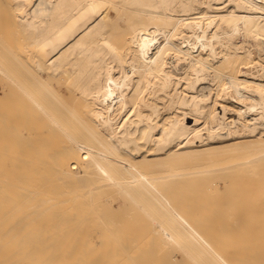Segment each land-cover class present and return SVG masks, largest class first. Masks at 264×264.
I'll use <instances>...</instances> for the list:
<instances>
[{"label": "bare ground", "instance_id": "bare-ground-1", "mask_svg": "<svg viewBox=\"0 0 264 264\" xmlns=\"http://www.w3.org/2000/svg\"><path fill=\"white\" fill-rule=\"evenodd\" d=\"M260 59L264 0H0V264H239L220 244L236 194L222 199L234 212L218 209L219 242L212 210L205 225L181 206L185 183L201 196L219 178L188 183L164 163L229 134L225 145L257 142L264 157V80L245 75L263 73ZM217 95L235 98V116ZM115 195L151 231L132 238L133 221L107 206ZM231 235L223 244L240 246Z\"/></svg>", "mask_w": 264, "mask_h": 264}, {"label": "rangeland", "instance_id": "rangeland-1", "mask_svg": "<svg viewBox=\"0 0 264 264\" xmlns=\"http://www.w3.org/2000/svg\"><path fill=\"white\" fill-rule=\"evenodd\" d=\"M251 41H252V44L250 45V47L254 50V54H255V59H258L259 58V56H256L257 55V53H258V50H257V46H256V44H254L253 42H254V39H252L251 38ZM261 61H259V63H261L262 65H260L259 67L261 68V66H263L264 65V59H260ZM257 63V62H256ZM249 64H254V61L252 62H250ZM259 65V64H258ZM246 66V65H245ZM243 69L245 68H247V66L246 67H242ZM261 71L260 72H262L263 71V73H264V67H262L261 69H260ZM260 74V76L258 75L257 77H256V79H255V76H253L252 74H250L249 73V75L248 74H245L247 77L249 76L250 78H251V80H257V81H259V80H264V74ZM248 77V78H249ZM223 81H226V79L224 78L223 79ZM215 86V85H214ZM234 88V87H233ZM217 91H221V88H218V90ZM234 91H235V88H234ZM250 91V90H249ZM216 92H215V95H214V97L216 96ZM218 96V99H219V101L217 102V104H216V106H217V108H218V110H220L221 112H223V111H225L224 113H223V115L225 114V116H227V117H229L230 118V116H231V114L233 115V116H235L236 115V110H235V107H236V102H235V98L234 97H232L231 99H230V96L228 95V96H225V98H223V97H221L220 95H217ZM222 102H225V103H227V105L229 106H232V107H225V110L223 109V104H222ZM221 108V109H220ZM227 109V110H226ZM233 109V110H232ZM232 117V116H231ZM194 118V119H193ZM186 120L190 123V124H192V123H194L195 121V116H193V114H191L190 116H188L187 118H186ZM199 123H201V121H198ZM226 130V129H225ZM225 130L223 129V131L225 132ZM234 136H236L235 134L233 135V134H229L228 136H226V137H224V141H222V143H220V144H218V146L217 147H214V148H209V149H203V150H201V151H196V152H188V153H185L184 155H182V156H174V157H171L170 158V160H172V161H170V162H165L164 164H176V162H179V164H181L179 167V170H177V171H179V172H181V170L183 171H185V169L187 170V172H183V174L184 173H186L185 174V176L183 175V177H185L186 179H187V181H186V179H185V181L186 182H188V183H190L191 182V179L193 180L194 178H196V180H199V179H201L202 180V178L203 177H205L206 176V180H209V182H210V180H211V178L212 179H215V178H219V180H216V181H218L219 182V184H220V186H219V188H218V186L216 187V189H218V190H220L219 192H220V194L219 193H217L216 194V192H218V190L216 191V189H215V187L214 188H209L208 187V190L205 188V186H203V185H206L207 183H208V181H206L205 180V184H203V182L201 181V180H199V181H197V183L198 182H201L200 184L203 186V189L205 190V193L206 192H208V194H210V193H213V195L215 194V195H218V196H216V197H218V198H216L218 201L220 200V202H216V200L215 199H213V198H215V196L213 197V195L212 194H210V195H207L206 194V196L207 197H211V195H212V197L211 198H205V199H207V201H202V202H200V201H198V199H193V198H195V197H197V198H200V197H202V198H200L201 200L203 199V196L205 197V195H203L202 196V193H204V191H203V189H199L200 191H199V193H201V196H199L198 194H196V193H194V190L197 188L198 189V187L197 186H195V185H193L192 186V184L193 183H191L190 185L191 186H189L188 187V185L189 184H187V183H185L186 184V186H187V188H190L191 187V189H188L187 190V188H186V190H187V192L189 191V190H192V191H190V192H186V194H188V196H190V194H191V192H193L195 195H194V197H193V193L191 194V198L189 197L188 198V200H190L189 202H182V201H185V199H184V195L182 196V194L183 193H185V191L184 192H182L181 191V193L180 192H178L177 191V195L178 196H176V197H178L179 199L178 200H180V202L175 198V202H177L178 204H176V205H179L180 206V203H181V206L182 205H185L186 206V208L188 207L189 208V211H191L190 212V214L188 215V216H191L190 217V219L191 218H193V220H195L196 219V221H198V222H200V221H202V223H203V221L205 220V219H207V222H205V225H206V223H209V221L208 220H212V219H210V218H205V213H208V212H210L211 210H212V212H211V215H209L210 213H208L207 214V216H213V224L215 223H218L219 222V227H220V225H221V223L223 224V226H224V224L226 223V221L228 222V223H226V224H228L227 226H226V224H225V226L226 227H228L229 226V224H230V227L231 228H229V230H231V231H229V232H231L232 233V235H231V233H229V232H227L226 234L228 235V236H226L225 235V231H227V229H226V227H225V229H224V227H223V229L220 227V229H219V227H217V225L216 226H214V225H212V221L207 225V226H209L210 224H211V229H210V226H209V229L210 230H213V232L214 231H216L217 229V233H218V231H219V234H223V235H219V234H217L216 232H215V238L217 239V238H222L221 240H219V242L221 241H226V240H230V238L231 237H229V234L232 236V237H235V239H233L235 242L234 243H236V241H237V243H240V246L241 247H243V245H244V249L243 248H241L240 246H239V244H233V246L235 245V246H238V247H233V246H231L232 244H230V243H228V242H226L225 244H223L224 242H222V243H220V244H222V247H223V249H222V251L224 252L225 251V255L227 256V251L229 250L228 248L230 247V250H231V248H234L232 251H234V250H236V251H234V253H233V255L235 254V256L236 257H240V259L238 258V260H237V258L236 257H234L233 255H232V253H230V257H231V259L234 257V258H236V260L235 261H237V262H239V264H264V157H260L259 159H257V156H255L256 154H258V143L256 142V143H245V142H241V143H239V144H237V145H225L224 143H227L228 141H230V140H232L231 138L232 137H234ZM242 138L244 137L245 139H250L252 136L251 135H248V136H241ZM239 138V137H238ZM246 141H248V140H246ZM199 142V141H198ZM184 143V144H183ZM182 145H185V146H182ZM184 148V147H188V144L187 143H185V141H182V142H180V143H178V145H175V147H178V148H182V147ZM186 147V148H187ZM182 148V149H183ZM220 149V150H219ZM255 151H257V153H255ZM195 153V154H194ZM213 153V154H212ZM249 153H250V155H249ZM188 154V155H187ZM199 154V155H198ZM239 154H241V155H243V156H241V159H243L242 157H244V159L243 160H245V158H247L246 156H250V157H252V155H253V162H249V163H245V164H242V163H239V162H241V161H239V159H240V156H239ZM244 155H246V156H244ZM206 157V158H205ZM209 157V158H208ZM219 157H220V159H219ZM203 158V159H202ZM254 158H255V160H254ZM180 159V160H179ZM201 159V160H200ZM212 159V160H211ZM176 160V161H175ZM206 160H207V162H206ZM182 161H184V162H182ZM214 161V162H213ZM194 162V163H193ZM235 162V163H234ZM228 163V164H227ZM169 164V166H171ZM183 164V165H182ZM224 164V165H223ZM141 165L142 166H144L143 168H145V169H153V168H157V167H159V165H157L156 164V162H153V163H151V164H144V163H141ZM162 165V164H161ZM187 165V166H186ZM220 165H222V166H220ZM228 165V166H227ZM163 166V165H162ZM164 166H167V165H164ZM168 166V167H169ZM227 166V167H226ZM206 168V169H205ZM212 168V169H211ZM195 169V170H194ZM198 171H197V170ZM189 170V171H188ZM206 172V173H204V171ZM221 170V171H220ZM200 172V173H199ZM182 173V172H181ZM205 175H204V174ZM208 173V174H207ZM220 173V174H219ZM224 173V174H223ZM179 174V173H178ZM194 176H193V175ZM221 174L223 175V176H221ZM181 175V174H180ZM180 175H178V176H180ZM181 175V176H182ZM190 177H189V176ZM198 177H197V176ZM217 175V176H216ZM181 176H180V178H181ZM182 177V178H183ZM202 177V178H201ZM207 177H208V179H207ZM221 177V178H220ZM179 178V179H180ZM217 178V179H218ZM203 179H205V178H203ZM183 180V179H182ZM182 180H181V182H180V184L179 185H181V186H179L180 187V189H179V187H177L178 189H179V191L181 190V187H182ZM195 180V181H196ZM175 181H177V183H178V180H175ZM174 181V182H175ZM190 181V182H189ZM194 180L192 181V182H195ZM215 182V181H214ZM177 183L175 182V184L177 185ZM197 183H195L196 185H200V184H197ZM172 184H174V183H172ZM171 184V185H172ZM174 184V185H175ZM185 184H183L184 186H183V188L185 189ZM216 183H214L213 185H215ZM174 185H172V187H170L171 189H173V187H174ZM196 188H195V187ZM206 186H208V185H206ZM176 188V187H175ZM174 188V189H175ZM182 188V190H184ZM178 189H175V191L174 192H176V190H178ZM213 189H215V191H213ZM231 189V190H230ZM224 190V191H223ZM233 190V191H232ZM210 191H213V192H210ZM230 191V192H229ZM195 192H198V191H195ZM221 192L223 193V195L221 194ZM236 196V198L237 199H235L234 197L232 198L231 196H233L232 195V193ZM190 193V194H189ZM230 193H231V196H230ZM176 194V193H175ZM179 194H181V197H179L180 195ZM185 194V195H186ZM225 194L228 196V194H229V197L231 198H227V196H225ZM197 195V196H196ZM188 196H186V197H188ZM224 197H226L229 201L230 200H232V199H235V201L234 200H232V201H234L233 203H237L238 204V207H237V205H236V207L231 203V201H230V204H232L233 206H234V209L236 208V210L237 211H235V210H233L232 208V205H229V204H227V203H225V202H227V201H222V199L223 200H226V199H224ZM117 199V200H116ZM199 199V200H200ZM213 199V200H212ZM187 200V199H186ZM204 200V199H203ZM122 201H123V203H121L120 204V202H121V197L119 196V195H115V197L113 198V200H111L110 202L112 203V205H107L108 206V208H112L114 211L115 210H117V211H115V213H114V216H117V217H121V219H122V221H120L119 222V224L120 225H122L124 222H126V220H131V221H133V228L132 229H130V231H128V233H132L133 235H131V237L132 238H136L137 237V235H139V233L140 232H143V230H146L145 232H147V231H151V229H142V228H140V227H142L141 225H140V223H139V221L141 220L142 222H144L143 220L145 219H143V218H140L139 217V220H137L138 218H136V219H134L133 220V218H135L133 215H134V213H135V216H137L138 214H136V212L138 213V212H140V211H136L135 210V212H133V210L131 211V215L132 216H130L129 214V211H130V208H131V204H130V199L128 198V197H125L124 199H122ZM110 202H107V203H110ZM188 205H187V204ZM229 203V202H228ZM124 205V206H123ZM229 206V208L231 209V210H233V211H231V212H234L233 214H231V212H230V209H229V211H228V214H229V212H230V214L232 215V216H230L229 217V215L228 214H226L227 212H225L224 213V211L226 210H228L227 209V207ZM106 206V207H107ZM181 206L179 207L180 209H182L183 208V206H182V208H181ZM224 206H226L225 208H224ZM232 208H231V207ZM105 207V206H104ZM103 207V208H104ZM102 208V207H101ZM115 208V209H114ZM124 210H123V209ZM185 208V207H184ZM184 208H183V210H184ZM219 208H224L225 210L224 211H222V209H220V211H218V209ZM142 209V208H141ZM129 210V211H128ZM186 210L187 209H185L184 211L186 212ZM124 213H123V212ZM188 211V210H187ZM189 211L187 212V213H189ZM215 211H217V212H215ZM223 212V213H222ZM118 213V214H117ZM120 213H122V214H120ZM126 213V214H125ZM128 213V214H127ZM133 213V214H132ZM212 213H213V215H212ZM235 213H236V215H235ZM117 214V215H116ZM124 214V215H123ZM141 213H139V215L138 216H144V215H142L143 214V212H142V214L140 215ZM202 214L204 215V217L202 216ZM214 214H216V215H214ZM222 216H221V215ZM251 214V215H250ZM256 214V215H255ZM119 215V216H118ZM123 215V216H122ZM187 215V214H186ZM226 215H228V217L226 218V219H228V220H226L225 218H223L222 219V217H224V216H226ZM219 216H221V217H219ZM236 216V217H235ZM238 216V217H237ZM123 217V218H122ZM196 217H198L199 218V220L196 218ZM233 217H235V218H237V219H235L234 221H233ZM245 220H244V219ZM120 219V220H121ZM201 219V220H200ZM239 219H241V220H239ZM146 221H149L148 222V224L149 225H151V222H152V219L151 218H149V220H147V219H145ZM192 220V219H191ZM222 222H221V221ZM225 222H224V221ZM243 220V221H242ZM124 221V222H123ZM145 221V223H147ZM196 221H192V222H194L195 224H196ZM233 221V222H232ZM141 222V223H142ZM187 222H188V219H187ZM244 222H245V224H244ZM189 224H190V222H188ZM201 223V224H202ZM233 226H232V225ZM198 225H200L199 223H197V225L196 226H198ZM222 226V225H221ZM199 227V230H201L202 232L203 231H205V232H203L204 234L206 233V231H207V233L209 232V234H210V230L208 231V230H206V227L204 226V228L200 225V226H198ZM202 229H201V228ZM223 231V233H222V231ZM236 230V231H235ZM240 230V231H239ZM213 232H211L212 234H214ZM221 232V233H220ZM233 232H234V234H233ZM240 232V233H239ZM207 233H206V235H207ZM251 234V235H250ZM217 235H218V237H217ZM236 235V236H235ZM243 235H244V237H243ZM248 235H250V236H248ZM209 236V235H208ZM225 236L226 237H228V239H226L225 238ZM210 237H211V235H210ZM213 237V236H212ZM211 237V238H212ZM225 239H224V238ZM215 238H214V240H215ZM248 238V239H247ZM224 239V240H223ZM250 239V240H249ZM216 241H218V240H216ZM215 241V242H216ZM232 241V240H231ZM231 241H229V242H231ZM246 241H247V243H246ZM219 242H217L218 244H219ZM233 242V241H232ZM230 244V245H228V244ZM245 243L247 244V246H245ZM228 246H227V245ZM217 245V244H216ZM218 246V245H217ZM219 246H221V245H219ZM218 246V247H219ZM226 247H228L227 249H225L224 250V248H226ZM219 248H221V247H219ZM241 248V249H240ZM242 249H243V251H242ZM246 249V250H245ZM227 250V251H226ZM238 250V251H237ZM240 250V251H239ZM247 251V252H245V251ZM177 251H178V249H177ZM180 252H181V250L179 249V251L177 252L179 255H180ZM229 252V251H228ZM236 252H239V254L238 253H236ZM244 252V253H243ZM255 255H253L252 257H250V255L252 254V253ZM241 253H243V255H244V257H243V255H241ZM246 253V254H245ZM251 253V254H250ZM238 256H237V255ZM249 256H248V255ZM240 255V256H239ZM245 255L246 256H248L247 258L245 257ZM242 257V258H241ZM257 257V258H256ZM228 258H229V253H228ZM246 258V260H244V259ZM249 258V259H248ZM258 258H260V259H258ZM230 259V258H229ZM230 259V260H231ZM233 260V259H232ZM233 260V261H234ZM240 260V261H239ZM243 260V261H242ZM248 260V261H247ZM250 260V261H249ZM254 260H256V261H254ZM261 260V261H260ZM234 261V262H235ZM252 262V263H251ZM262 262V263H261Z\"/></svg>", "mask_w": 264, "mask_h": 264}]
</instances>
